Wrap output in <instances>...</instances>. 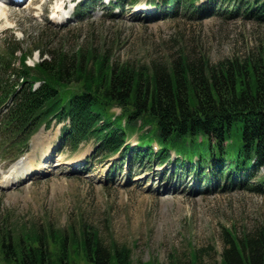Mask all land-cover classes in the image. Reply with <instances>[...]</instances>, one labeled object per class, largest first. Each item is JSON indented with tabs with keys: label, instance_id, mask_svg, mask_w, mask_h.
Instances as JSON below:
<instances>
[{
	"label": "trees",
	"instance_id": "trees-1",
	"mask_svg": "<svg viewBox=\"0 0 264 264\" xmlns=\"http://www.w3.org/2000/svg\"><path fill=\"white\" fill-rule=\"evenodd\" d=\"M163 1L169 6L165 18L179 13L209 18L222 2L226 17L242 12L264 23V0H208L201 8L195 6L198 0ZM35 50L41 61L30 66ZM0 109L2 146L25 147L43 125L68 121L62 148L74 151L94 139L97 153L107 157L131 150L127 138L146 130L132 149L134 160L163 166L174 149L181 156L177 166L197 179L256 180V189L263 191L264 44L218 63L204 53L182 51L167 63L148 65L120 63L106 50L8 45L0 51ZM154 140L160 145L157 154L151 149ZM204 260L193 251L188 260L173 256L168 264H264V225L243 238L227 231L220 260ZM0 264L162 263L136 262L131 248L106 242L90 227L58 228L49 222L14 227L0 219Z\"/></svg>",
	"mask_w": 264,
	"mask_h": 264
},
{
	"label": "rangeland",
	"instance_id": "rangeland-1",
	"mask_svg": "<svg viewBox=\"0 0 264 264\" xmlns=\"http://www.w3.org/2000/svg\"><path fill=\"white\" fill-rule=\"evenodd\" d=\"M83 1L2 3L8 12L0 16V51L8 45L25 50H106L120 63L148 65L167 63L182 51L204 53L218 63L244 57L264 44V23L255 18H230L220 10L204 20L190 13L165 18L160 0H121L122 7L117 5L120 0H102L86 15H77L76 5ZM219 3L221 8L224 4ZM40 60L36 50L27 62ZM62 125L53 121L42 127L20 155V147L0 146V219L7 224L90 227L106 242L131 248L136 262L156 259L162 264L173 256L186 261L193 251L206 263L219 261L227 231L243 238L264 225V183L263 191L256 189V180L217 186L185 175L172 163L162 169L153 160L133 162L132 156L127 167L119 155H97L94 140L75 152L62 150ZM141 134L130 137V146ZM45 144L49 147L43 150ZM21 155L36 159L35 167L42 170L27 179L19 173L13 187H1ZM170 155L174 158L175 152ZM29 161L22 170L31 169ZM260 174L264 176V168Z\"/></svg>",
	"mask_w": 264,
	"mask_h": 264
},
{
	"label": "bare ground",
	"instance_id": "bare-ground-1",
	"mask_svg": "<svg viewBox=\"0 0 264 264\" xmlns=\"http://www.w3.org/2000/svg\"><path fill=\"white\" fill-rule=\"evenodd\" d=\"M0 4H1V6H0V16H4L8 11H7V8L5 7V6H3V4L0 2ZM39 140V139H38ZM40 146V145H39ZM49 147V144H45L44 145V148H43V150L44 149H46V148H48ZM36 151H37V149H36ZM49 151V149L47 150V152ZM30 157H31V155H30ZM43 157H46L45 156V154H44V156ZM30 160V161H29ZM27 161H29V163H31L32 164V166H31V169H26V170H22L21 168H22V166L27 162ZM27 161H23V162H21V164H19V163H17L16 165H14V167L15 166H17V168H16V171H14V169H13V173H14V175L15 174H18V173H22V174H26V175H28V174H32V173H37L39 170H42V168H40V167H35V165H34V163H35V161H36V159H35V161H34V159L33 158H31V159H29L28 158V160ZM23 163V164H22ZM26 172V173H25ZM10 178V177H9ZM9 178H7V179H9ZM5 181H7V182H9L8 180H5ZM13 183V182H12ZM3 185V184H2ZM9 185H10V182H9ZM8 185V186H9ZM13 185V184H12ZM6 186H7V184H6ZM6 186H4V187H6Z\"/></svg>",
	"mask_w": 264,
	"mask_h": 264
}]
</instances>
